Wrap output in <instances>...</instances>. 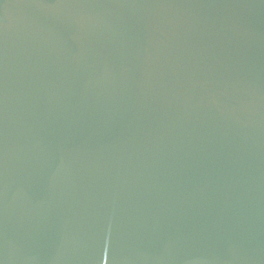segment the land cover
<instances>
[{"label": "water", "instance_id": "95a60500", "mask_svg": "<svg viewBox=\"0 0 264 264\" xmlns=\"http://www.w3.org/2000/svg\"><path fill=\"white\" fill-rule=\"evenodd\" d=\"M0 264H264V0H0Z\"/></svg>", "mask_w": 264, "mask_h": 264}]
</instances>
